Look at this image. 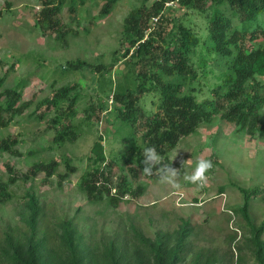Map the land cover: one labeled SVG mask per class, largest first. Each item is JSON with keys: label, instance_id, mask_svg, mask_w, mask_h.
Here are the masks:
<instances>
[{"label": "trees", "instance_id": "16d2710c", "mask_svg": "<svg viewBox=\"0 0 264 264\" xmlns=\"http://www.w3.org/2000/svg\"><path fill=\"white\" fill-rule=\"evenodd\" d=\"M40 1L39 22L61 41L67 35L60 17L67 0ZM172 2H176L179 9L189 8L200 15L205 21L204 33L207 35L199 34L194 19L187 23L186 17L182 16L176 24L166 18L162 12L165 5ZM155 18L160 23H154ZM124 33L129 46L125 52L121 51V58L126 66L133 65L135 86L129 80L130 75L123 76L120 81L119 78L113 91L107 92L104 102L98 100L84 110L86 116L81 121L74 118L79 102V94L73 95L76 85L55 88L36 108L42 109L38 115L36 113L37 120L45 122L47 116L52 117L54 113L46 121L47 126L54 130L64 128L54 139L59 145L75 141L78 132L90 125L92 119L99 123L103 117L108 124L114 116L117 131L128 129L129 135H125L123 141L124 144L130 142L131 146L110 162L104 138L98 135L88 158V169L81 177L80 189L89 202L107 198L115 207L126 195L136 196L144 191L143 187H138V193H134L133 183L139 182L141 177L150 180L157 177L155 173L152 176L142 174L145 147H155L164 157L163 162L170 164L167 156L180 138L196 134L199 128L214 122L215 116L223 112L221 117L234 124L241 133L255 135L258 130L262 131L259 109L263 102L258 90L262 84L260 77L264 76V45L248 49L244 42L247 36L264 37V0H157L148 14L140 9L133 12ZM211 62L219 65L222 62L218 80L223 82L211 89L210 99L199 103L202 75L198 69H206ZM85 66L91 67L82 61L67 62L62 71H78ZM113 66L101 73H108ZM102 69L103 66L93 67L98 72ZM3 81L0 79V85ZM22 93L19 88L0 91V129L7 128L14 117L23 116L33 105V101H22ZM112 94L113 105L110 107L106 99ZM207 106L212 108L208 110ZM52 110L54 112L50 113ZM17 147V139H2L0 155L16 156L19 154ZM117 160L128 168L122 170L114 183L111 173ZM58 166L56 161L39 162L19 177L8 166L12 175L8 183H0V202L14 199L9 188L18 179L28 181L40 174L51 178ZM67 166L71 171L75 170L71 162ZM125 173L130 175L133 183ZM61 178L64 180V176ZM236 187L244 201L242 206L233 209L234 215L241 218L237 223L240 229L233 230L224 248L211 251L196 246L192 240L194 227L190 220L184 219L179 228L172 232L159 231L154 238L130 224L124 240L116 236L93 247L82 243L72 219L59 221L50 233L40 237L43 209L35 194H27L22 216L27 231L0 235V264H247L246 256L254 259L253 264H264V220L256 225L250 210L251 202L258 200L264 190L261 187Z\"/></svg>", "mask_w": 264, "mask_h": 264}, {"label": "rangeland", "instance_id": "374dc122", "mask_svg": "<svg viewBox=\"0 0 264 264\" xmlns=\"http://www.w3.org/2000/svg\"><path fill=\"white\" fill-rule=\"evenodd\" d=\"M156 1L67 0L60 15L62 29H67V35L60 41L55 33L39 22L42 10L40 0H0V79L5 80L0 85V91L19 88L23 91L22 101H33L23 116L14 117L7 128L0 129V140H18L19 153L16 156L0 155V183L9 182L12 174L7 170L8 166L19 177L39 162L56 161L59 164L51 178L40 174L28 181L18 179L10 185L14 199L0 202L1 236L6 232L21 234L27 231L22 221L27 194H35L43 209L40 237L50 233L49 230L57 227L59 221L72 219L82 243L90 247L116 236L124 240L130 224L154 238L159 231L172 232L179 228L184 219L190 220L194 227L192 240L196 246L211 251L224 248L233 230L240 229L237 223L241 222V218L231 214L235 206H242L244 202L236 186L248 189L261 187L264 190V132L261 130L255 135L241 133L234 124L221 117L224 112L216 115L214 122L202 126L196 136L182 141L170 155L172 167L180 170L181 175L183 167L190 174L198 159L210 160L212 168L206 173L202 186L187 182L182 177L179 178V189L160 183L158 178L150 180L141 177L139 182L133 183L130 175L125 173L133 183L134 193H138V187H143L144 191L136 196L126 195L115 207L107 198L101 202H89L80 189V183L88 169V158L98 135L104 138L110 162L131 146L129 140L126 144L123 141L124 136L129 135L128 129L117 131L114 116L112 124L104 122L103 117L99 123H94L92 119L90 125L84 124L75 141L59 145L54 139L64 128L54 130L46 124L54 116V110L50 112L52 117L47 116L45 122L37 120L36 113L38 115L42 109L36 108L55 88L76 85L73 95L79 94V102L75 107L78 114L74 118L81 121L86 116L84 110L98 100L104 102L107 92L113 91L119 78L120 81L123 76L130 75L129 80L135 86L132 82L133 65L126 66L121 58V51L125 52L129 46L124 31L133 12L140 9L148 14ZM163 13L176 24L182 16L186 17L187 23L189 19H194L199 34L207 35L204 33L205 21L193 10L179 9L176 2H172L165 5ZM158 20L153 19V22L158 24ZM244 45L248 49H256L264 45V37L255 39L247 36ZM73 61H82L91 67L64 73L62 68ZM113 64L112 70L101 73ZM98 66H103L100 72L93 70ZM220 69H223L222 62L220 65L211 62L206 69H198L202 75L199 80L202 90L198 96L199 103L210 99L211 89L222 84L223 80H218ZM151 96L155 98V95ZM153 107L156 109V104ZM207 107L208 110L212 108ZM259 120L264 123V106ZM68 162H71L74 171L68 168ZM127 168L120 160L115 162L111 173L114 183L122 170ZM221 188H224L223 192ZM263 197L264 194L251 202L250 210L256 225L264 220ZM246 257L247 264L254 263L251 256Z\"/></svg>", "mask_w": 264, "mask_h": 264}, {"label": "clouds", "instance_id": "9594fccd", "mask_svg": "<svg viewBox=\"0 0 264 264\" xmlns=\"http://www.w3.org/2000/svg\"><path fill=\"white\" fill-rule=\"evenodd\" d=\"M263 78H264V76L260 77L262 84L258 90L259 98L263 102V104L261 105V107L259 109L260 116H261V110L264 106V80H263ZM108 103H109L110 107L113 105V94L108 99ZM262 124H263L262 132H264V123H262ZM199 130H200V128H199ZM197 134H198V132L196 134H191L188 137L180 138L178 143L176 144V146L171 151V153L174 151V149L179 147V145L182 141L187 140L191 137H194ZM171 153L167 156L168 160L170 162V164H168V163L163 162L164 157L161 156L156 151L155 147H151V146L145 147L143 149V159L141 161V163L143 164L142 174L152 176L155 173V175L157 176L156 178H158V181L160 183L170 185L171 187H173L175 189H179L181 187V184L179 182L180 177H182L183 180H185L187 182H190L192 184H196L197 186H202L203 182L206 179V173L212 168V162L210 160H207V159H198L196 164H195V167L192 169L190 174L188 172L184 171V167H183L184 164H183L182 165L183 175H181L180 170L174 169L172 167V162L170 159ZM113 193H115V190H113ZM231 214L234 215L233 209L231 210Z\"/></svg>", "mask_w": 264, "mask_h": 264}]
</instances>
